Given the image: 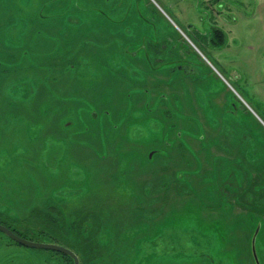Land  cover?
I'll use <instances>...</instances> for the list:
<instances>
[{
    "label": "rangeland",
    "instance_id": "rangeland-1",
    "mask_svg": "<svg viewBox=\"0 0 264 264\" xmlns=\"http://www.w3.org/2000/svg\"><path fill=\"white\" fill-rule=\"evenodd\" d=\"M48 1L67 2L65 13L81 19L82 39L60 45L65 66L80 56L93 67L80 84L64 69L69 100L51 97V109L65 123L52 126V137L33 140L23 124L11 139L0 135V221L34 241L97 247L96 258L80 264H256L251 237L260 225L255 247L264 264V0ZM14 13L0 0V52L13 39ZM214 27L225 37L213 36ZM20 37L13 53L33 51L23 26ZM11 84L0 79L1 93ZM162 95L172 117L185 111L207 139L180 147L195 164L183 172L185 187L171 188L165 137L146 129ZM187 123L177 122L180 132ZM73 187L82 189L58 194ZM0 264L69 263L0 233Z\"/></svg>",
    "mask_w": 264,
    "mask_h": 264
},
{
    "label": "trees",
    "instance_id": "trees-1",
    "mask_svg": "<svg viewBox=\"0 0 264 264\" xmlns=\"http://www.w3.org/2000/svg\"><path fill=\"white\" fill-rule=\"evenodd\" d=\"M9 1H10V5L14 8L15 12L19 13V17H20L19 27L22 28L23 26V33H26V35L28 34V36L30 37L29 45L33 47L34 53H37V54L46 53L49 50L51 55H54L57 57L59 56L60 58H59V62H55L51 60L50 66L53 72L51 83L49 82L46 83L44 79L43 80L38 79L41 77L40 74H43V78H44V76H46L47 70H45L42 67H36L37 65L35 64H28L27 59L20 60V66L18 67L19 75H21V77L23 78H27L31 80L32 86L36 88L35 94L32 96L31 99L25 102H22V101L17 102L13 111L9 113H2V114L0 113V135L2 136L1 138L3 139H11L12 132H15L16 134H18L19 126L23 124L26 128V133H28L29 137H31L33 140H42L43 142L44 138L48 136L50 137L53 136L51 128L54 124H58L59 127L62 128L63 122L65 121L62 119V117H59L56 115L59 113L55 112V110H58L59 108L51 109L53 102L50 103V107L45 104V102H47V96H48V91H49L48 88L50 87L51 89V94H52L51 97H54L56 101L60 100L58 102L65 104V102L69 100L68 95H66L65 88L66 87L71 88V84H70V79L68 77H65L66 75L64 74V69L72 73L73 78L76 81V84H80L81 80H84L86 77H88L87 75L89 72V68L90 66L93 67V65L88 62H84L79 56L77 65L68 63L65 66L64 61L66 58H68V55L67 57L60 56L64 54V50L66 51V48L64 46L60 48V45L63 44V42H66L67 40L72 39L74 35L76 36V34L78 35L83 34L82 29H81L82 28L81 19L78 15L65 13V11L68 8L64 9L63 11H59L60 10L59 7L61 5H58L56 7L55 6L49 7L47 5L49 2L48 0H43V4L38 9L35 8L30 12L27 9L20 8V4L27 5V4L32 3L33 0H9ZM75 4L77 5V2H75ZM71 5L74 6L75 8H78V6L76 7L75 5L72 4V1H71ZM65 6H67V3ZM52 9H56V11L51 13ZM31 13H33L34 15L32 16ZM1 25L2 23L0 22V26ZM39 25H44L47 30V32H44V35H41L40 30H36V26H39ZM213 36H216L217 38L222 39L223 37H225V34L220 29L218 30L216 29L213 32ZM80 37L79 39L81 40L83 36L80 35ZM23 38L24 37L19 38V41H20L19 48L22 47V43L24 42ZM40 42H43V46L45 48V49H42L41 51H40ZM32 53L33 52L31 49V51H23V53L20 54L19 56L31 55ZM13 54H16V53H13ZM79 59L81 63H79ZM25 62L28 64L26 68L24 67L26 66L24 65ZM21 64L23 66H21ZM56 64H58V67L56 66ZM11 71H12L11 68L4 69V71L0 73V79L3 80V82H5L8 79V77H10V80L13 81ZM61 71H63V73H61ZM79 78H82V79L79 80ZM5 88H6V85H5ZM61 89H64V90H61ZM142 92H143V95L145 96L148 94V93H145L144 90H142ZM68 93L72 94V90ZM6 100H8V104H11V101H12L11 99H6ZM159 102H160V106L158 105L157 107H161V108L156 109V116L153 117V121H152L153 123L148 122L146 129L148 130L149 127H152V128L157 127L159 130L158 131L159 134H162L165 137L163 139L161 135L162 140H165L163 143L165 144V146H167V149L164 150L165 154H168L173 160V163H172L173 166L171 167V173L168 172V174H170V177H171L169 178V184L171 188L174 189L180 186L185 187L190 184L189 183L190 181L188 180V178L187 179L186 177L184 178L183 172L184 171L189 172L191 166H194L195 164L193 165V163H190L189 156L186 157L188 159V162L187 160H185L184 152L181 153L180 147L183 146L184 148L191 149L192 141H195V140L199 142L200 144L199 146L203 147L202 144L205 145V142L207 140L205 136V132L200 131L201 127L188 124L187 120L184 119V117L186 116V112L183 110L180 112L182 113V117H180L181 114L175 115L174 117H172V111H174V108L171 107L172 105H167V107L163 106V103L165 102V96L163 95L159 96ZM190 109H193V108H190ZM149 110L150 109H147V111ZM169 118L171 119V121L169 120ZM58 119H61L59 123H58ZM180 119H182L184 122L187 123L186 128H184L181 132H180V129L177 127V122H179ZM193 119L192 118L188 119V121L190 120L193 121ZM161 123L164 125L166 130L163 129V126ZM41 124H43V126ZM145 124L146 123H143V122L141 123V125H143L144 127H145ZM161 127H162V131L160 129ZM173 130L178 131V132H173ZM243 133L245 134L246 132H243ZM169 135H174L176 138H173V137L169 138ZM171 141L177 142L179 144L171 147L170 146ZM39 148L37 150H39ZM235 151H238V150L235 149ZM247 151L251 153L249 150ZM192 155H195V154L193 153ZM98 157L100 159L103 158L102 155H99ZM246 158H247L246 156H243L244 160ZM263 158H264V155H263ZM247 162L249 161L247 160ZM253 164L254 163L252 162V165ZM164 167L165 168L169 167L168 165H166V162L164 164ZM242 167L244 168V166ZM167 171L168 169L166 170L165 174L167 173ZM81 189L74 188V187L66 188V189L60 188V190L58 191V194L60 193L64 195L65 197H69L71 195L79 193ZM15 230L20 232L18 229H15ZM19 234L22 235L21 232ZM51 242L69 247V245L66 244L64 241L58 242L54 240ZM69 248L72 249L78 255L79 260H80V257H82L85 262H90L94 258H96L95 256L96 252L94 251L97 249V247L96 248L94 247L92 251H87L86 249L82 248L78 244L73 247L70 246ZM57 253H60V252H57ZM62 255H64L67 258V261L69 264H73V260L71 259V257L65 254H62Z\"/></svg>",
    "mask_w": 264,
    "mask_h": 264
},
{
    "label": "flooded vegetation",
    "instance_id": "flooded-vegetation-1",
    "mask_svg": "<svg viewBox=\"0 0 264 264\" xmlns=\"http://www.w3.org/2000/svg\"><path fill=\"white\" fill-rule=\"evenodd\" d=\"M1 15V14H0ZM24 15V14H23ZM14 16L16 17L14 20H12L10 27L8 28V32L11 36V43L10 45H6V42H3V44H5V47H11V52H7L4 53L3 49H4V45L2 44V51L0 52V73H2L4 71V69L7 68H11L12 71V84L9 87L8 92L3 91V93H1L0 91V101H2L1 105L3 106L2 110H0V113H9L11 111L14 110V107L16 105L17 102H25L29 99L32 98V96L35 94V90L36 88L32 86V82L30 79L27 78H23L21 77V75H19V69L18 67L20 66V60H24L27 59L28 64H35L37 65L36 67H42L45 70H47L46 72V76H44V81L46 83H51V78H52V70H51V59L48 57V55H46V53H34V51H32L33 53L31 55H21L19 56L18 54H13L14 50H18L19 49V26H20V17H19V13L15 12ZM218 30L219 27H214L213 32L215 30ZM33 48V47H32ZM42 49H45L44 47H40V51ZM12 55H11V54ZM24 66L25 68L27 67V65ZM45 87V86H43ZM49 87V86H48ZM48 96H47V102H45L46 105H48L50 107V103H51V89L50 87L48 88ZM7 95V96H5ZM5 96V97H4ZM6 99H11V104H8V100ZM5 100V102H4ZM4 105L9 106L10 110L9 111H5L4 110ZM0 224L6 226L7 228H9L10 230H12L13 232H15L16 234L20 235L18 231H16L14 229V226H11L10 224H6L2 221H0ZM260 231V228H259ZM258 231V232H259ZM0 233H2V235H5L3 232L0 231ZM6 236V235H5ZM22 236V235H20ZM7 237V236H6ZM23 237V236H22ZM9 238V237H7ZM26 238V237H24ZM10 239V238H9ZM12 240V239H11ZM31 240V239H30ZM14 241V240H12ZM15 242V241H14ZM17 243V242H15ZM256 244V241H255ZM21 245V244H20ZM23 246V245H22ZM259 260V257H258ZM260 263V260H259Z\"/></svg>",
    "mask_w": 264,
    "mask_h": 264
},
{
    "label": "water",
    "instance_id": "water-1",
    "mask_svg": "<svg viewBox=\"0 0 264 264\" xmlns=\"http://www.w3.org/2000/svg\"><path fill=\"white\" fill-rule=\"evenodd\" d=\"M259 228H260V225H257L251 237V251H252V255H253V258L256 264H260L257 253H256V247H255V240H256V236L258 234ZM0 231L3 232L10 239L14 240L18 244H21L25 247L43 248V249H49V250H53L56 252H60L62 254H65L71 257V259L73 260V264H80L78 255L69 247H66V246H63L57 243H53V242H39V241H34V240L24 238L16 234L15 232H13L12 230H10L9 228H7L6 226L2 224H0Z\"/></svg>",
    "mask_w": 264,
    "mask_h": 264
},
{
    "label": "crops",
    "instance_id": "crops-1",
    "mask_svg": "<svg viewBox=\"0 0 264 264\" xmlns=\"http://www.w3.org/2000/svg\"><path fill=\"white\" fill-rule=\"evenodd\" d=\"M66 3H67V2H66ZM66 3H65V4H64V3L61 4V6L59 7V9H60L59 11H63L64 9H66V6H65ZM68 8H69V7H68ZM55 11H56V9H52V10H51V13H53V12H55ZM175 264H177V263H175ZM181 264H186V263H181Z\"/></svg>",
    "mask_w": 264,
    "mask_h": 264
}]
</instances>
